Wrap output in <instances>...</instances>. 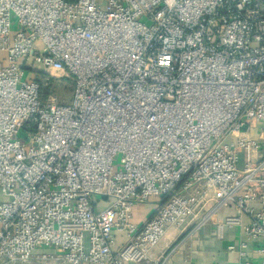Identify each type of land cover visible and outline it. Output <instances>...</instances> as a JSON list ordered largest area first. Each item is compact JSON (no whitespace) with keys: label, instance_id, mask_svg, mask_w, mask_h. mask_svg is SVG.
I'll return each instance as SVG.
<instances>
[{"label":"built area","instance_id":"1","mask_svg":"<svg viewBox=\"0 0 264 264\" xmlns=\"http://www.w3.org/2000/svg\"><path fill=\"white\" fill-rule=\"evenodd\" d=\"M98 1L0 0V264H165L226 207L264 239V0Z\"/></svg>","mask_w":264,"mask_h":264},{"label":"crops","instance_id":"2","mask_svg":"<svg viewBox=\"0 0 264 264\" xmlns=\"http://www.w3.org/2000/svg\"><path fill=\"white\" fill-rule=\"evenodd\" d=\"M251 136L261 138L257 129L252 130ZM262 153L264 154V142ZM239 155L241 156L242 153ZM143 206L144 204L138 205L133 210V222L136 224L143 222L147 217ZM252 208L258 209L259 206L253 204ZM228 216H237L232 207L220 209L215 219L222 220ZM215 219L214 222L204 224L195 235L187 240H183L174 229H168L163 239L150 250V257L155 259L169 251L170 255L165 264H244L245 262L259 264L255 250L263 244L264 239L250 240L244 235L242 226L248 223V217L240 216V226L225 227L222 230L221 239L216 237ZM121 239L122 236L118 235L117 247ZM229 246L234 247V251H229ZM240 251L244 253L243 256H240Z\"/></svg>","mask_w":264,"mask_h":264},{"label":"rangeland","instance_id":"3","mask_svg":"<svg viewBox=\"0 0 264 264\" xmlns=\"http://www.w3.org/2000/svg\"><path fill=\"white\" fill-rule=\"evenodd\" d=\"M99 5H101L102 7L104 6L106 0H99ZM11 22L13 24V26H15V22L16 20L14 18L11 19ZM41 72V70H38ZM36 74V73H35ZM33 75V77L35 78L36 75ZM31 77V76H29ZM51 92L53 94L56 95V97L58 98V100L61 103H69L70 99H71V94H72V83L71 81H69L68 79L64 78V77H60V75H57L55 77H53L52 81H51ZM119 162V158L115 157L114 158V164H118ZM158 200H149L146 203H144V209L147 213V215H150V213H152L155 208L158 205Z\"/></svg>","mask_w":264,"mask_h":264},{"label":"trees","instance_id":"4","mask_svg":"<svg viewBox=\"0 0 264 264\" xmlns=\"http://www.w3.org/2000/svg\"><path fill=\"white\" fill-rule=\"evenodd\" d=\"M66 1L67 2H71L69 0H66ZM35 75L36 76H35L34 79L42 85V87H41V95H43L42 97H46L51 91V81H52V79L48 78V81H45L44 79H46V75L43 74V73H40V72L36 73ZM45 83H47V84L45 85ZM43 84H44V86H43Z\"/></svg>","mask_w":264,"mask_h":264}]
</instances>
